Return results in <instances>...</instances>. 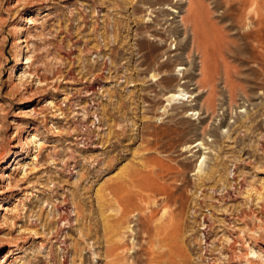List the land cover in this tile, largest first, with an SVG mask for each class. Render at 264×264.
I'll list each match as a JSON object with an SVG mask.
<instances>
[{
  "label": "rangeland",
  "instance_id": "rangeland-1",
  "mask_svg": "<svg viewBox=\"0 0 264 264\" xmlns=\"http://www.w3.org/2000/svg\"><path fill=\"white\" fill-rule=\"evenodd\" d=\"M194 1L0 0V264H264V0Z\"/></svg>",
  "mask_w": 264,
  "mask_h": 264
},
{
  "label": "bare ground",
  "instance_id": "bare-ground-1",
  "mask_svg": "<svg viewBox=\"0 0 264 264\" xmlns=\"http://www.w3.org/2000/svg\"><path fill=\"white\" fill-rule=\"evenodd\" d=\"M244 3V2H243ZM189 10H190V13H189V16L192 17V20H193V27H194V31L197 30V28H195L197 26V6H196V2L194 0H189ZM257 15V14H256ZM258 16V15H257ZM190 17V18H191ZM240 17V16H239ZM261 20V19H260ZM258 21V20H257ZM255 24V23H254ZM259 24H261V22L259 21ZM257 25V24H256ZM254 32V31H253ZM255 34V33H254ZM207 68V67H206ZM204 70V69H203ZM202 70V71H203ZM172 77V76H171ZM204 78V77H203ZM206 79V78H205ZM187 94V92H185L183 90V88L175 91L174 93H171L169 96H168V100H175V99H182V97H185ZM190 96H188L189 98ZM192 97V96H191ZM184 101V100H183ZM187 101V100H186ZM193 110V109H192ZM182 112V110H181ZM196 113V112H195ZM200 140V139H199ZM204 143L198 141V143L196 145H194L193 147H196V146H202L203 148H201L202 150L203 149H206V147L203 146ZM189 148V147H188ZM17 154V153H16ZM200 157H202V160L205 159V156L204 155H201ZM3 176H7V175H3ZM2 176V177H3ZM139 187H140V184H139ZM149 194V193H148ZM151 196V195H150ZM154 196V195H152ZM154 198V197H153ZM163 198V197H162ZM138 200L140 201V197L138 198ZM135 215H133V217H135ZM169 227V226H168ZM127 238H128V242L130 243V245L132 246L131 247V250L134 251L137 247V238H136V231L134 229H132L130 226L127 228ZM61 244V243H59ZM131 252V251H130Z\"/></svg>",
  "mask_w": 264,
  "mask_h": 264
}]
</instances>
